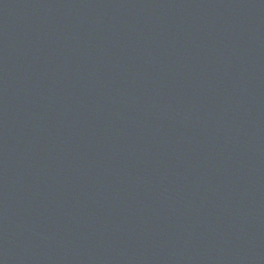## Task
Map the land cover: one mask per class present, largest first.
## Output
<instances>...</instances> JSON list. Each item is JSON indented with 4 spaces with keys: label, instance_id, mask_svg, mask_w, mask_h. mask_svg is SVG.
<instances>
[{
    "label": "water",
    "instance_id": "obj_1",
    "mask_svg": "<svg viewBox=\"0 0 264 264\" xmlns=\"http://www.w3.org/2000/svg\"><path fill=\"white\" fill-rule=\"evenodd\" d=\"M0 264H264V0H0Z\"/></svg>",
    "mask_w": 264,
    "mask_h": 264
}]
</instances>
